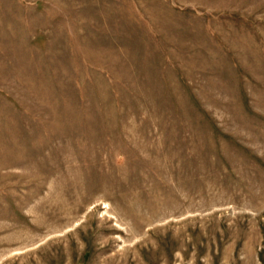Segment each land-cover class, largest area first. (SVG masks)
Segmentation results:
<instances>
[{
    "label": "rangeland",
    "instance_id": "1",
    "mask_svg": "<svg viewBox=\"0 0 264 264\" xmlns=\"http://www.w3.org/2000/svg\"><path fill=\"white\" fill-rule=\"evenodd\" d=\"M0 264H264V0H0Z\"/></svg>",
    "mask_w": 264,
    "mask_h": 264
}]
</instances>
